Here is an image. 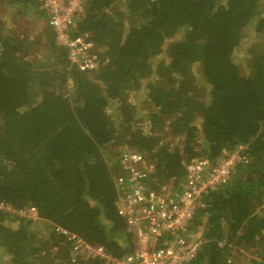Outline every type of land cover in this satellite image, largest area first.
I'll use <instances>...</instances> for the list:
<instances>
[{
  "label": "trees",
  "instance_id": "16d2710c",
  "mask_svg": "<svg viewBox=\"0 0 264 264\" xmlns=\"http://www.w3.org/2000/svg\"><path fill=\"white\" fill-rule=\"evenodd\" d=\"M8 2L19 5L17 16L31 15V30L9 34L0 19V203L10 209L0 210V250L8 264H106L73 258L56 229L116 259L131 253L113 183L124 173L123 150L151 166L146 185L156 191L177 186L193 159L213 162L238 146L248 162L202 197L185 233L202 241L188 264H229L234 252L253 249L251 264H264V0H86L71 30L94 45L98 67L86 72L68 69L38 0ZM249 29L257 40L243 65L234 57ZM153 74L143 124L128 94ZM27 208L39 228L15 213Z\"/></svg>",
  "mask_w": 264,
  "mask_h": 264
},
{
  "label": "built area",
  "instance_id": "2783aa9c",
  "mask_svg": "<svg viewBox=\"0 0 264 264\" xmlns=\"http://www.w3.org/2000/svg\"><path fill=\"white\" fill-rule=\"evenodd\" d=\"M38 2L57 44L66 49L68 69L95 70L98 58L89 35H71L86 0ZM242 150L241 146L232 151L223 150L213 162L193 159L186 163L184 178L177 186L168 183L156 191L146 185L151 166L144 169L143 159L136 151L123 150L119 161L124 173L113 179L118 191L115 208L116 214L124 220L126 232L134 239V249L121 259L107 255L102 247L90 246L73 234L61 229L56 231L66 236L73 258L98 257L106 264H188L196 258L202 242L185 237L194 213L204 195L224 186L238 165L247 164ZM0 210L10 211L3 203ZM15 213L26 219H33L32 214L36 217L33 208Z\"/></svg>",
  "mask_w": 264,
  "mask_h": 264
},
{
  "label": "rangeland",
  "instance_id": "374dc122",
  "mask_svg": "<svg viewBox=\"0 0 264 264\" xmlns=\"http://www.w3.org/2000/svg\"><path fill=\"white\" fill-rule=\"evenodd\" d=\"M9 0H3L0 3V19L3 22L5 29V34H9L8 31L14 33L17 30L22 31L26 28H30L31 30V15L29 16H21V15H16L17 9L19 8V5L15 4H9ZM30 13V12H29ZM257 40V37L253 33L251 29H249L246 38L244 42L242 43L241 47L236 50L235 52V57L234 60L240 62L241 64L244 65V57L245 56V51L250 45L254 44V42ZM160 61H164V55L157 56L152 60V68L154 69ZM167 60L165 59V62ZM192 73L197 77L196 71H194V68H192ZM155 79V75L151 76L150 78H147L146 80H143L140 84V87L136 92H131L128 94V100L130 103H132L134 107V113L135 116L139 119H142V123L144 124V116L145 114L141 111L143 108V101L145 99V86L146 82H153ZM115 104L110 103L108 112L112 116V119L115 118ZM36 214V212H35ZM33 220L36 223V218L34 217V214H32ZM30 216V217H31ZM33 223V226L39 228L40 224L39 223ZM191 238H195L192 235L190 236ZM254 252V253H253ZM8 257L3 253V251L0 250V264H8ZM251 260H258V257L255 253V250L253 249L252 251H244L241 253L234 252L233 256L229 259V264H251Z\"/></svg>",
  "mask_w": 264,
  "mask_h": 264
}]
</instances>
